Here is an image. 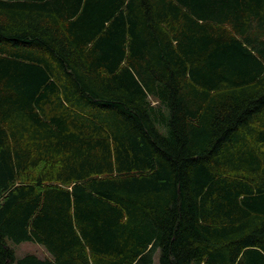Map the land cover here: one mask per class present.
<instances>
[{
	"label": "trees",
	"instance_id": "1",
	"mask_svg": "<svg viewBox=\"0 0 264 264\" xmlns=\"http://www.w3.org/2000/svg\"><path fill=\"white\" fill-rule=\"evenodd\" d=\"M157 255L264 264V0H0V264Z\"/></svg>",
	"mask_w": 264,
	"mask_h": 264
},
{
	"label": "rangeland",
	"instance_id": "2",
	"mask_svg": "<svg viewBox=\"0 0 264 264\" xmlns=\"http://www.w3.org/2000/svg\"><path fill=\"white\" fill-rule=\"evenodd\" d=\"M9 244H12L15 247V253H16L17 258H20L28 253H36L40 256H44L46 253L45 248L41 244H38L32 241L21 242L20 244H14L12 242H9ZM13 264H16V263H13ZM154 264H160L158 260V255L155 259Z\"/></svg>",
	"mask_w": 264,
	"mask_h": 264
},
{
	"label": "crops",
	"instance_id": "3",
	"mask_svg": "<svg viewBox=\"0 0 264 264\" xmlns=\"http://www.w3.org/2000/svg\"><path fill=\"white\" fill-rule=\"evenodd\" d=\"M45 255H46V253H45Z\"/></svg>",
	"mask_w": 264,
	"mask_h": 264
}]
</instances>
